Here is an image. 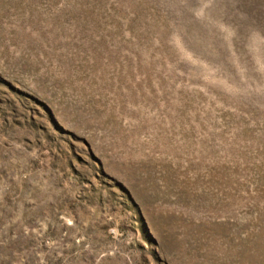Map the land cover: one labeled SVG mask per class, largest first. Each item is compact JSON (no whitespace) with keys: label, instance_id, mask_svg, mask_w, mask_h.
Wrapping results in <instances>:
<instances>
[{"label":"rangeland","instance_id":"1","mask_svg":"<svg viewBox=\"0 0 264 264\" xmlns=\"http://www.w3.org/2000/svg\"><path fill=\"white\" fill-rule=\"evenodd\" d=\"M0 264H264V0H0Z\"/></svg>","mask_w":264,"mask_h":264}]
</instances>
